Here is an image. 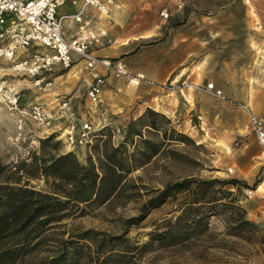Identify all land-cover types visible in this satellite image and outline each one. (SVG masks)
Listing matches in <instances>:
<instances>
[{
	"label": "rangeland",
	"instance_id": "obj_1",
	"mask_svg": "<svg viewBox=\"0 0 264 264\" xmlns=\"http://www.w3.org/2000/svg\"><path fill=\"white\" fill-rule=\"evenodd\" d=\"M103 23L112 41L102 49L121 48L127 52L122 59L135 54L137 60H157L158 73L178 65L167 81L158 83L157 101L147 106L149 86L132 88L108 75L101 101L94 105L87 97L89 73L83 62L56 71L48 76L51 85L38 88L33 78L13 70V60H1L0 84L21 90L25 103L57 109L56 104L71 99L72 110L90 120L97 133L103 129L104 136L91 146L72 147L65 142V122L28 123L19 129L17 117L0 104V161L11 166L29 162L40 150V140L54 134L61 152L75 153L84 164H98L102 140L110 136L118 146L130 124L149 109L162 115L154 117L161 133L143 127L150 115L137 122L136 129L142 127L148 140L140 147L160 144L161 149L128 176L131 185L119 201L75 208L24 264H56L63 240H76V234L88 229L98 233L97 241L114 238L113 248L125 255L105 261L96 245L81 240L68 246L63 264H264V148L250 124V111L264 116V0H115ZM36 50L20 49L17 59ZM170 82L190 86L160 87ZM211 82L224 97L194 87ZM177 132L188 139L172 140L179 138ZM186 178L238 179L243 184L240 192L228 186L235 193V206L219 208L217 214L194 210L178 219L190 198L176 192L149 209L140 223L128 221L151 206L150 199L166 185ZM23 179L46 188L43 178ZM241 218L250 223L243 225ZM83 242L91 249L85 245L76 255L74 246Z\"/></svg>",
	"mask_w": 264,
	"mask_h": 264
},
{
	"label": "trees",
	"instance_id": "obj_2",
	"mask_svg": "<svg viewBox=\"0 0 264 264\" xmlns=\"http://www.w3.org/2000/svg\"><path fill=\"white\" fill-rule=\"evenodd\" d=\"M149 115L152 119L142 123L143 127L161 133V127L154 117L162 115L149 109L146 115L130 124L124 141L118 146L111 142L110 136L102 140L104 150L98 164L91 160L84 164L75 153L61 152L60 143L55 141L54 134L40 140V150L33 153L29 162L21 161L11 166L0 161V264H24L46 241L49 231L82 204H113L125 195L131 185L128 176L151 161L161 149L160 144H148L144 149L140 147L148 140L143 138L142 127L136 129V124L143 122ZM176 135L179 138L172 140L188 139L179 132ZM103 136V129L96 133L98 138ZM163 136H166V132H163ZM129 146L134 147L133 152H130ZM138 150L145 151L138 155ZM23 178H43L46 188L37 189ZM240 183L238 179L177 180L151 198V206L145 205L139 216L128 221L131 224L140 223L146 218L149 209L162 205L176 192H185L190 198L178 219L194 210L209 215L217 214L219 208L235 206L236 201L232 200L235 193L228 186L240 192L243 184ZM242 211L244 213V209ZM241 219L243 225L250 223L245 218ZM97 235L95 230L88 229L76 234V240H63L62 250L54 262L63 264L67 261L68 246L73 247L81 240H89L96 245L98 255H102L105 261L125 255L113 248L114 238L97 241ZM83 243L74 246L76 255L85 245L91 249L86 242Z\"/></svg>",
	"mask_w": 264,
	"mask_h": 264
},
{
	"label": "built area",
	"instance_id": "obj_3",
	"mask_svg": "<svg viewBox=\"0 0 264 264\" xmlns=\"http://www.w3.org/2000/svg\"><path fill=\"white\" fill-rule=\"evenodd\" d=\"M115 0H0V61L13 60V70L34 79L42 88L52 83L48 76L69 70L83 62L89 73L87 97L98 105L107 76L111 75L134 87H157L159 84L144 71H132L121 57L100 56L97 50L111 43L103 19L111 13ZM65 8L67 10L63 11ZM37 48L30 56L17 59L18 50ZM160 85L168 89L190 86L186 82ZM214 96L224 97L214 83L194 85ZM70 100L57 109L39 102H24L21 90L0 84V104L17 117L19 129L28 123L38 126L65 122V142L72 147H88L96 138V129L88 119L80 118ZM250 124L259 144L264 148V116L250 111ZM120 132V129H118ZM30 150V149H28Z\"/></svg>",
	"mask_w": 264,
	"mask_h": 264
},
{
	"label": "crops",
	"instance_id": "obj_4",
	"mask_svg": "<svg viewBox=\"0 0 264 264\" xmlns=\"http://www.w3.org/2000/svg\"><path fill=\"white\" fill-rule=\"evenodd\" d=\"M67 10V8H65L63 11ZM110 49H101V50H97V54L100 56H108V57H120V56H124L127 54L126 51H124L123 49H119L117 47H108ZM123 59L128 63L129 67L131 68L132 71H144L150 78H152L154 81H156L157 83H164L165 81H167L169 79V77L173 74V72L177 69L178 65L176 66V68H168V70L166 71V73H158V71L155 70V67L158 65V63H160L157 60H153V61H147V60H137V56L131 55V56H125L123 57ZM63 75H60L57 78L62 77ZM179 76H181V74H179ZM150 90L148 92H151V95L146 99L147 100V106L152 107L153 103H155L157 101V91L159 92L160 89L157 87H149ZM59 105V104H56Z\"/></svg>",
	"mask_w": 264,
	"mask_h": 264
},
{
	"label": "bare ground",
	"instance_id": "obj_5",
	"mask_svg": "<svg viewBox=\"0 0 264 264\" xmlns=\"http://www.w3.org/2000/svg\"><path fill=\"white\" fill-rule=\"evenodd\" d=\"M109 17H110V15H109ZM130 86H131V85H130ZM130 86H129V87H130ZM131 87H132V88H135L134 86H131ZM134 90H135V89H134ZM261 187H262V186H260V188H261Z\"/></svg>",
	"mask_w": 264,
	"mask_h": 264
}]
</instances>
